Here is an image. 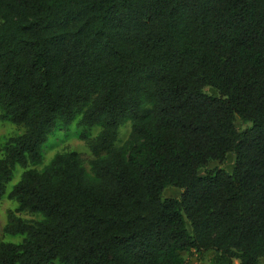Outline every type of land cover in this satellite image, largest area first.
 I'll use <instances>...</instances> for the list:
<instances>
[{"label": "trees", "instance_id": "1", "mask_svg": "<svg viewBox=\"0 0 264 264\" xmlns=\"http://www.w3.org/2000/svg\"><path fill=\"white\" fill-rule=\"evenodd\" d=\"M0 121L24 129L0 158L2 232L20 238L0 264L264 258V0H0ZM74 121L90 156L35 169ZM229 154L231 172L198 173Z\"/></svg>", "mask_w": 264, "mask_h": 264}, {"label": "rangeland", "instance_id": "2", "mask_svg": "<svg viewBox=\"0 0 264 264\" xmlns=\"http://www.w3.org/2000/svg\"><path fill=\"white\" fill-rule=\"evenodd\" d=\"M204 93L208 95H217L215 91L210 88H205ZM249 126V125H246ZM236 127L239 130L244 128L240 122H236ZM100 129L95 127L88 132V138L94 139L99 133ZM24 132V129L19 126L9 124L7 122L0 121V158L2 156V150L8 139L16 137ZM83 133V129L77 126V122L74 121L67 129L58 126L54 129L51 135H49L47 143L43 146V162L42 165L35 167V169L40 170L45 166L50 159L56 153L62 152H76L83 156L84 159L88 158L89 150L86 143L80 139V134ZM131 127L130 123L126 122L120 126L118 131V138L116 142V147L123 149L125 152L128 150V144L130 140ZM234 165V160L232 155H227L223 162L211 161L207 164L204 169L199 170V174L202 175L205 171L211 170L213 168H221L226 172H231ZM87 172L89 173V168L85 165ZM22 169L16 168L13 173V178L11 182L6 186V194L11 190L12 186L16 184L19 180ZM180 190L175 188H167L163 191L164 198H178L180 196ZM16 207V204L6 197L0 200V241L18 243L20 241L19 237H9L3 235L2 229L6 224V217L9 212H12ZM17 216L25 221L36 220L39 217L29 215L26 213L17 214ZM212 254H202L199 255L192 251L189 254H183L185 259V264H210L209 260ZM53 264H59L55 261ZM237 264V262H234ZM260 264H264V258L260 260Z\"/></svg>", "mask_w": 264, "mask_h": 264}]
</instances>
